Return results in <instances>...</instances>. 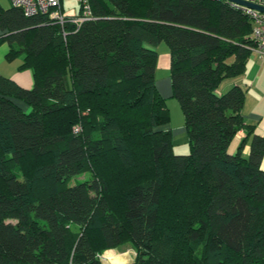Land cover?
<instances>
[{
	"label": "trees",
	"instance_id": "1",
	"mask_svg": "<svg viewBox=\"0 0 264 264\" xmlns=\"http://www.w3.org/2000/svg\"><path fill=\"white\" fill-rule=\"evenodd\" d=\"M88 2L79 22L0 9L6 59L33 79L0 74V264H102L125 242L126 264H264V135L242 87L219 91L254 46L248 15L227 0ZM160 43L183 154L156 86ZM163 213L174 221L159 233Z\"/></svg>",
	"mask_w": 264,
	"mask_h": 264
},
{
	"label": "crops",
	"instance_id": "2",
	"mask_svg": "<svg viewBox=\"0 0 264 264\" xmlns=\"http://www.w3.org/2000/svg\"><path fill=\"white\" fill-rule=\"evenodd\" d=\"M262 2H264V0H262ZM10 7L11 3L9 0H0V9H8ZM1 35L2 31L0 30V36ZM161 44L162 43L156 46L157 61L155 77L156 73L159 70H162L164 80L162 84L159 80H156V86L161 96L171 97L170 55L168 47ZM8 49L9 47L6 41H1L0 74L13 80L21 87L30 88L33 84L31 71L28 69L21 70L18 68L21 63L20 57L7 60L6 54ZM234 85H238L244 89V103L241 110L244 120L248 124H253L256 127L255 130L259 134L264 135V59L260 57L259 53H257L254 48L250 49L245 59L241 74L233 78L225 79L221 83L219 91L225 92ZM171 131L174 142H181L186 137L183 125H180V130L176 133V135L174 134L173 128H171ZM244 136L245 132L242 130L236 134L233 139L234 147ZM262 164H264V162H262Z\"/></svg>",
	"mask_w": 264,
	"mask_h": 264
},
{
	"label": "rangeland",
	"instance_id": "3",
	"mask_svg": "<svg viewBox=\"0 0 264 264\" xmlns=\"http://www.w3.org/2000/svg\"><path fill=\"white\" fill-rule=\"evenodd\" d=\"M62 7H63V14L67 15V16H75L78 13V9H79V5H78V1L77 0H62ZM161 45H165L164 43H162ZM156 80H159L160 83L162 84L163 82V78H164V74L162 72V70H159L156 73ZM165 98V104L166 107L168 109L169 112V116H170V127L173 128L174 130V134L176 135V133L180 130V125H183V114L182 111L179 107V103L178 101L174 98V97H164ZM80 130V123L74 124L71 127V132L72 133H77ZM174 135V136H175ZM185 136V134H184ZM175 139V137H174ZM237 147V144L234 147V142L232 141L231 144L229 145V151L230 152H235V148ZM173 151L175 152V154H183V153H187L188 151V143H187V137L184 138V140H182L181 142H174L173 141ZM105 155L100 156L99 158H97L96 160V168H100V166L102 165V162L105 160ZM91 170H89L88 168L82 172L81 174L75 176V180H83L88 178L91 174ZM72 181H70L71 183ZM115 188H117L118 186L117 183L114 182V184H112ZM115 197V195H113ZM167 219L165 220L164 217V213L162 214V218L161 220V225H159V229L158 232L160 233L161 228H167L166 226L169 225L170 221H174L172 215H168L166 217ZM159 238L161 236V234H159ZM199 247H195L194 250L189 251V255L193 256L194 253H198ZM137 255V249L129 242H125L121 245H119L118 247H113V248H101L100 251V258H101V262L102 264H126L129 262H132L135 257ZM117 257V258H116ZM113 259V260H112ZM232 262V256L228 258V262L227 263H231ZM174 264V263H173ZM182 264H184L182 262Z\"/></svg>",
	"mask_w": 264,
	"mask_h": 264
},
{
	"label": "built area",
	"instance_id": "4",
	"mask_svg": "<svg viewBox=\"0 0 264 264\" xmlns=\"http://www.w3.org/2000/svg\"><path fill=\"white\" fill-rule=\"evenodd\" d=\"M11 5L20 7L25 15L37 13L47 14L52 20L60 23L66 19L62 12V0H9ZM80 6L79 15L70 17L73 22H79L91 18L89 0H77ZM240 7L248 15L252 23L250 38L254 41V50L264 59V12H260L248 7Z\"/></svg>",
	"mask_w": 264,
	"mask_h": 264
},
{
	"label": "water",
	"instance_id": "5",
	"mask_svg": "<svg viewBox=\"0 0 264 264\" xmlns=\"http://www.w3.org/2000/svg\"><path fill=\"white\" fill-rule=\"evenodd\" d=\"M241 7H248L260 12H264V2L262 0H227Z\"/></svg>",
	"mask_w": 264,
	"mask_h": 264
},
{
	"label": "bare ground",
	"instance_id": "6",
	"mask_svg": "<svg viewBox=\"0 0 264 264\" xmlns=\"http://www.w3.org/2000/svg\"><path fill=\"white\" fill-rule=\"evenodd\" d=\"M117 258V257H116ZM113 260V259H112Z\"/></svg>",
	"mask_w": 264,
	"mask_h": 264
}]
</instances>
